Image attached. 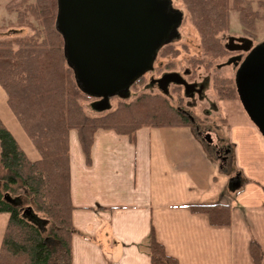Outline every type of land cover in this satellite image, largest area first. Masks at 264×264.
<instances>
[{
  "label": "trees",
  "instance_id": "16d2710c",
  "mask_svg": "<svg viewBox=\"0 0 264 264\" xmlns=\"http://www.w3.org/2000/svg\"><path fill=\"white\" fill-rule=\"evenodd\" d=\"M19 1V2H18ZM199 36L204 58L222 60L230 52L223 35L230 28V14L236 13L246 35H254L258 21H264V0H179ZM18 2V3H17ZM254 5L256 9L254 8ZM21 12L15 23L30 30L24 37L0 39V87L6 105L31 143L37 157L31 160L0 119V214H7L0 241V264H72L71 223L73 207L69 191V134L75 131L89 161L93 136L109 130L132 143L141 128L187 129L197 120L160 94L140 93L121 101L100 116L88 114L99 99L84 94L64 56V43L55 27L57 0H11L7 11ZM179 10V9H177ZM175 45L166 44L157 58L172 56ZM192 67L203 63L193 60ZM173 64L165 65L169 73ZM142 77L135 83H140ZM219 100L238 98L231 79L215 78ZM24 190L25 209L32 208L49 222L47 234L21 216L15 200ZM205 214L211 226H227V205L190 207ZM150 264H178L151 235ZM250 254L260 264L262 252L252 242Z\"/></svg>",
  "mask_w": 264,
  "mask_h": 264
},
{
  "label": "crops",
  "instance_id": "0c3cea01",
  "mask_svg": "<svg viewBox=\"0 0 264 264\" xmlns=\"http://www.w3.org/2000/svg\"><path fill=\"white\" fill-rule=\"evenodd\" d=\"M227 127L219 165L200 129L141 128L133 143L98 130L88 163L71 131L72 264H150L151 235L178 264H255L252 242L264 264V138L249 120ZM216 204L229 225L190 209Z\"/></svg>",
  "mask_w": 264,
  "mask_h": 264
},
{
  "label": "water",
  "instance_id": "95a60500",
  "mask_svg": "<svg viewBox=\"0 0 264 264\" xmlns=\"http://www.w3.org/2000/svg\"><path fill=\"white\" fill-rule=\"evenodd\" d=\"M181 20L171 0H57L55 27L79 88L99 99L97 108L104 109L110 97L126 92L153 69ZM167 83L191 90L177 74L162 77L161 86ZM235 88L264 138V43L241 62Z\"/></svg>",
  "mask_w": 264,
  "mask_h": 264
},
{
  "label": "rangeland",
  "instance_id": "374dc122",
  "mask_svg": "<svg viewBox=\"0 0 264 264\" xmlns=\"http://www.w3.org/2000/svg\"><path fill=\"white\" fill-rule=\"evenodd\" d=\"M11 0H0V39L24 37L30 34V30L23 28L15 23L16 16L21 12L19 6L16 13L7 11ZM19 2V1H18ZM17 2V3H18ZM172 8L182 14V20L175 30V34L167 44H173L176 53L172 56L157 58L154 60L153 69L142 76L140 83L132 84L126 92L114 95L108 99V105L104 109H98V101L91 103L93 107L88 112L91 116H100L112 111L119 102H129L140 93L160 94L165 96L173 105H179L187 113L191 114L197 124L192 129H200V138L205 147L211 151L219 165L227 155L228 141L227 126H233L240 122L250 121L240 99L232 101H221L218 99L214 88L215 78L231 79L235 85V78L241 62L247 54L257 45L264 43V21H258L254 35H246L239 24L237 14H230V28L223 35L224 43L230 49L229 54L222 60L211 63V59L204 58L199 47V36L192 23L187 17L186 11L179 0H171ZM254 8L256 9L255 5ZM193 60L202 61L192 67ZM173 64V70L168 71L165 65ZM169 74L179 75L191 88L187 90L182 85L167 83L162 87L160 81L162 77ZM0 119L7 129L11 132L21 149L27 157L34 160L37 155L31 146L28 138L13 117L6 105V98L0 87ZM226 123L223 124L222 121ZM255 126V125H254ZM256 127V126H255ZM211 142L208 143L207 140ZM185 149V142L183 143ZM189 147V144L186 145ZM229 146V145H228ZM187 153V151H183ZM229 162V160H228ZM6 172L0 166V177ZM18 198L15 203L21 207V216L39 226L43 233L47 234L49 222L46 217L40 215L32 208L25 209V192L18 190ZM8 215L0 214V235L2 234Z\"/></svg>",
  "mask_w": 264,
  "mask_h": 264
},
{
  "label": "flooded vegetation",
  "instance_id": "af4514ba",
  "mask_svg": "<svg viewBox=\"0 0 264 264\" xmlns=\"http://www.w3.org/2000/svg\"><path fill=\"white\" fill-rule=\"evenodd\" d=\"M163 87V86H162ZM165 87V86H164Z\"/></svg>",
  "mask_w": 264,
  "mask_h": 264
}]
</instances>
